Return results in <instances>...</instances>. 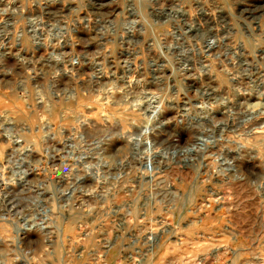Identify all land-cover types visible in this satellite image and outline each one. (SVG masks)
<instances>
[{
	"label": "clouds",
	"instance_id": "clouds-1",
	"mask_svg": "<svg viewBox=\"0 0 264 264\" xmlns=\"http://www.w3.org/2000/svg\"><path fill=\"white\" fill-rule=\"evenodd\" d=\"M111 4L121 9L115 19L110 18L115 10L106 8ZM6 17H14L16 25L10 28ZM25 25L32 26L31 35L24 31ZM213 28L219 30L212 33L217 37V51L206 60L190 57L197 59L194 71L200 77L197 82L184 83L183 68L187 65L173 67L174 85L162 78L152 81L157 91L147 98L156 102L154 107L175 113L155 125L160 127L174 121L159 157L169 172L182 170L183 166L192 175V196L184 207H190L195 193L203 189L199 183L201 176L209 180L215 177L218 187L233 189L237 202L242 203L238 193L259 197V211L264 217V0H0V88L7 89L12 100L27 102V111L7 103L0 110V138H7L3 149H12L4 153L10 172L6 183L20 180L25 191L35 192V196L18 200L15 212L0 216V264H75V260L84 264L85 258L77 256L74 260L70 256L61 220L68 208L77 222L92 214L85 209L83 200L72 207L80 199L77 192L80 196L89 194L95 201L97 233H107L109 227L128 231L123 218L119 224L110 220L109 214H115L113 209L106 207L100 211L98 206L107 203L110 194L111 202H116L118 183L128 179L123 173L132 163L129 155L140 158L135 151L137 141L129 142L126 150H115V141L127 140L132 134L122 132L118 121L93 123L79 132L78 137H72L74 143L68 138L63 140V150L70 156L76 154L77 171L73 173L70 165H61L59 170L49 168L43 157L56 156L55 141L61 137L62 126L52 127L54 118L58 113L61 119L70 115L77 124H87L82 113L84 105L77 103L82 93L91 97L122 92L124 101L129 96L135 100L147 96L143 91L149 83L147 69L135 81V87L141 91H136L127 80L128 72L135 71L131 67L135 57L143 55L145 45L149 51L155 48L158 53L167 48L168 66L172 67L180 63L173 41L184 53L206 51L191 41ZM193 31L195 35L189 36ZM140 32L143 40L133 35ZM124 33L131 39L128 59L121 61L117 53L125 54ZM17 44L20 47L13 51ZM34 45H47L52 50L46 47L37 55ZM69 45L71 50L64 51ZM10 56L15 57L12 63ZM153 64L154 61H149L147 67ZM121 68L124 74L118 75ZM202 74L208 75L205 78ZM254 97L255 102H250ZM42 115L46 116L44 121L40 119ZM152 117H156L155 111ZM18 141L23 143L16 147ZM32 151H40L41 159H30ZM209 157L211 165L206 163ZM205 167L208 170L202 173ZM66 168L68 171L64 172ZM33 171L45 174L26 180L27 173ZM65 176L70 178L67 185L63 184ZM89 176L93 186L81 187V177ZM171 182V176L160 180L153 175L149 181L141 177L138 189L133 190L136 193L133 199L146 195L151 204L160 196L161 203H165L170 198ZM68 190H71L69 203L64 204L61 197ZM42 192L51 195L44 198ZM53 201L57 202L55 210ZM175 205L173 199L169 210L177 215V221L184 219ZM108 239L111 237L105 235L104 240ZM89 240L99 251L102 245L91 232ZM228 251L231 256L225 254V258L231 264H264V219L256 235L249 234L247 241H235ZM89 256L95 260L94 253Z\"/></svg>",
	"mask_w": 264,
	"mask_h": 264
},
{
	"label": "rangeland",
	"instance_id": "rangeland-1",
	"mask_svg": "<svg viewBox=\"0 0 264 264\" xmlns=\"http://www.w3.org/2000/svg\"><path fill=\"white\" fill-rule=\"evenodd\" d=\"M259 2V0H255ZM56 7V6H51ZM108 10L114 9L115 12L111 19H115L120 12V7L116 4L106 5ZM27 14V13H26ZM85 15V13H81ZM219 15V14H218ZM10 28L16 25L14 17H6ZM195 19V18H193ZM31 25H25L24 31L29 35ZM27 29V30H26ZM37 33L40 29H36ZM219 31L216 28L212 32L203 33L197 36L191 43L197 48L205 47L206 51L198 53H184L181 49L175 47L174 51L180 55V63L168 66V49L162 48L161 53H158L155 48L149 51L145 45L143 55L135 57V63L132 64V69L129 71L127 80L133 85L136 91L141 89L135 87V81L140 78V73L146 71V79L149 81L143 89L147 96L135 100L129 96L127 101L121 99L122 92H113L111 96L94 95L87 97L86 94L81 95L78 104L84 105L82 113L86 117L87 124L83 122L77 124L70 115H66L61 119L59 113L54 118L53 128L61 125V137L55 141V147L58 149L55 157L45 155L43 159L46 161L47 167H55L60 169L61 165H70L71 171L75 173L79 167V162L74 158V155H69L65 152L63 140L68 138L72 143V137L79 135L86 126L90 127L93 123L103 125L105 123L119 122V128L122 132H128L132 135L127 137V140L115 141L113 148L115 150H126L129 142L133 139L137 141L135 151L139 155V159H134L129 155L132 163L123 175L128 176V179L122 183H118V191L115 194V203H112V195L110 194L107 203L102 202L98 207L100 211L109 207L114 210L115 214H109L110 220L119 224L120 218H123L128 226V231L122 229L108 228L107 233H97L95 228L97 206L95 201L89 194L80 196L77 192L76 196L80 197L72 207L80 205L81 200L85 202V209L91 211V215L83 220L75 221L71 208L64 211L61 217L63 223V238L65 246L69 249L70 256L75 260L77 256L84 259V264H231V261L225 258V254L231 256L228 251L229 246L235 241H247L249 234L256 235L259 232V223L264 217L259 211V197L240 195L242 203L237 202L236 196L233 195V189L222 188L217 186L215 177L211 180L201 176L199 183L203 184V189L195 193L194 202L190 207H184L189 198L192 196L190 185L192 175L187 168L176 172H169L161 163L159 152L166 141L169 133L173 129L174 121H169L167 124H161L160 127H155L159 121L169 120L170 116L175 113L173 110L163 108L160 110L154 107L155 101H150L147 97L157 91L156 85L152 82L154 78L164 79L167 84L174 85L176 78L173 76V67H181L184 71V83L194 84L200 77L194 74L195 67L198 66L197 59H191L193 55L199 59L206 60L217 51L218 42L216 35L213 32ZM84 33H80L83 35ZM77 35V33H74ZM138 35L141 40L144 39L143 33ZM195 35V32H189V36ZM220 35L224 33L220 31ZM131 39L128 33H124V55L117 53L121 61L127 60L128 41ZM171 39V38H168ZM55 43V41H53ZM63 44V42H61ZM187 43V41H186ZM20 47L17 44L13 51ZM37 50V55L43 53L45 48L52 50L50 46L34 45ZM92 46H90L91 48ZM79 48V46H77ZM239 48V45H237ZM64 51H70L71 46H65ZM31 55L30 52H21V55ZM9 63L15 61V57H9ZM154 61L152 67L148 68V62ZM163 65V67H156ZM31 72V68L28 69ZM124 70H118V75H123ZM208 74H202L205 78ZM7 94V95H6ZM11 93L5 88H0V110L4 109L7 103L10 106H17L20 109L27 111V102L21 100H12ZM254 97L252 101L255 102ZM195 102V101H194ZM161 103H167L162 101ZM183 104V100L180 101ZM90 105V106H89ZM11 111V107L8 109ZM156 112V117H152V113ZM41 121L46 119V116L40 117ZM131 121V122H129ZM149 127V131H145V127ZM143 129V130H142ZM37 131L36 128L28 129ZM6 137L0 138V216L16 211L17 201L29 195L35 196V192L29 193L25 191L24 184L20 180L14 183H6V179L10 176L6 164L4 153H10L11 148L3 149V141ZM23 141H18L16 147H19ZM33 161L41 159L40 151H32L30 157ZM207 164L213 163L209 157ZM159 165V168L156 166ZM133 169H139L134 172ZM207 168H202L201 172H207ZM68 169H64L67 172ZM45 173L41 171H33L27 173L25 179L33 180L37 177H43ZM63 175V173H61ZM155 175L158 179L163 180L167 176L172 177V182L168 184L170 198L167 202L161 203V197L157 196L155 201L149 204V198L146 195H140L138 200L133 197L136 193L134 189H138L141 177L144 181H149ZM69 177L65 176L63 184L69 183ZM81 187L91 188L94 184L92 178L81 177ZM77 183H80L78 181ZM159 191V189H156ZM71 190L65 192L61 197V202L68 204L67 199ZM41 195L47 198L51 195L48 192H42ZM176 200L177 210L182 212L184 219L177 221V215L169 210L168 205L172 200ZM57 208V202L53 201V209ZM123 209V211H115ZM163 225V227H161ZM91 232L95 240L101 243L100 250L97 251L91 246L89 233ZM235 234V235H233ZM34 235V234H33ZM107 235L111 239L104 240ZM121 236L123 239H121ZM259 243L260 241H256ZM89 253L95 254V260L92 261ZM219 257V259H217ZM75 264H80L79 260H75Z\"/></svg>",
	"mask_w": 264,
	"mask_h": 264
},
{
	"label": "bare ground",
	"instance_id": "bare-ground-1",
	"mask_svg": "<svg viewBox=\"0 0 264 264\" xmlns=\"http://www.w3.org/2000/svg\"><path fill=\"white\" fill-rule=\"evenodd\" d=\"M31 27V26H30ZM27 30V29H26ZM90 106V105H89ZM145 127V126H144ZM145 129V131H149L148 129H149V127H145L144 128ZM143 130V129H142Z\"/></svg>",
	"mask_w": 264,
	"mask_h": 264
}]
</instances>
